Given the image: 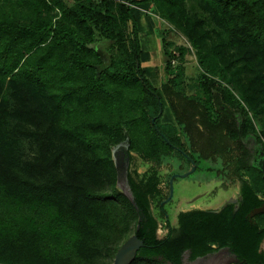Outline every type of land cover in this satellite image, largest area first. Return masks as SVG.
Returning <instances> with one entry per match:
<instances>
[{
    "label": "trees",
    "instance_id": "obj_1",
    "mask_svg": "<svg viewBox=\"0 0 264 264\" xmlns=\"http://www.w3.org/2000/svg\"><path fill=\"white\" fill-rule=\"evenodd\" d=\"M70 1L68 6L62 0H0V77L9 79L20 100L8 117L38 131L54 129L62 141L75 144L89 157L91 175L104 190L74 159L59 171L47 160L44 143L35 161L27 163L29 177H22L14 161L0 152V208L11 210L9 215L0 213V264H111L119 246L133 234L144 246L131 264H180L185 251L193 260L222 248L241 264H264V213L249 217L264 204V175L248 164L249 153L240 142L254 136L264 150V106L241 81V70L250 68L264 94V0H190L226 34L229 49L235 51L228 60L190 18L185 0H129L141 11L113 0ZM25 7L54 14L55 19L21 21L14 11ZM149 9L180 30L195 51L200 74L197 93L191 97L178 80L181 71L170 74L174 52L185 53L183 47L168 51L165 33L170 28L158 31L163 69L173 76L170 85L162 84L160 92L146 78L138 18L152 19ZM47 40V51L37 54L32 66L23 64L25 55ZM55 54L61 56L58 66ZM169 95L178 103L176 107L168 102L170 118L163 111V96ZM4 109L5 101L0 115ZM125 140L128 153H136L146 164L181 160L190 166L189 157L196 170L208 153H228L232 142L240 151L234 174L241 178L240 170L250 172L255 181L241 179L236 209L229 204L219 211H180L171 225L161 204L168 194L160 185L167 188L168 179L157 167L148 165L138 173L128 166L127 180L139 212L116 188L111 150ZM198 140L204 145L196 151ZM217 140L220 148H215ZM222 170L203 169L210 175ZM225 175L214 177L222 182ZM31 210L36 215L25 223L24 215ZM159 221L166 229L162 238L157 237ZM123 223L132 225V234L126 231L120 243H106L105 234Z\"/></svg>",
    "mask_w": 264,
    "mask_h": 264
},
{
    "label": "rangeland",
    "instance_id": "obj_2",
    "mask_svg": "<svg viewBox=\"0 0 264 264\" xmlns=\"http://www.w3.org/2000/svg\"><path fill=\"white\" fill-rule=\"evenodd\" d=\"M113 1L116 3H124V1L129 2V0ZM62 3L68 6L71 5L70 0H62ZM130 7L141 11V8L139 7ZM185 8L190 18H192L193 21L197 22L202 30L208 33L210 38V45L218 46V49L223 52V55L225 57L224 60L232 59L233 53L235 51L229 49L228 38L226 34L214 25L209 15L205 11L197 7L190 0H185ZM147 11V14H149L150 17L156 21V24L159 28L158 31L162 32L163 29H171L170 31H167L165 33V39L170 42V45H168V51L173 53V51L177 47H183L185 49V53L183 56H180L179 54H177V52H174L175 58L171 61L172 72L170 74L174 75L175 71L179 69L181 71L180 77L178 79L179 82L184 87L186 95L188 97L193 96L197 93L198 90V79L200 74V70L196 62L195 51L191 48L189 42L180 30L170 27V25L161 20L158 16H156V14L152 13V10L149 9ZM14 15L21 21L29 22L38 18L44 20L48 18H52V20L55 19L53 16L54 14H47L43 10L34 11L28 7L22 9L16 8L14 11ZM144 33L145 36L142 35ZM144 33H141V35H139L138 43L140 46V50L144 54H148L149 50L154 47L155 41L154 37H152V35L148 31H145ZM160 36L161 35L157 33V37L160 38L162 45V39ZM48 41L49 40L42 44L39 50H32L31 52L26 54L25 58H23L22 61L23 64L27 65L28 67L32 66L34 64V61H36L35 58L37 57V54L45 53L47 51L46 45ZM157 46L158 48L160 47L159 45ZM53 62L58 66L61 63V56L55 54ZM163 68L164 62L159 70L150 68L148 70L149 75L146 76L151 87L160 92L161 85L164 83L169 84L168 79L173 78L172 75H166ZM241 81L243 85H245L254 93L256 99L260 100L262 105L264 106V94L259 92L260 86L255 80V71L251 70L250 68H243L241 70ZM3 101H5V114L0 115V152L6 153L5 156L14 161V167L16 168V171H18L22 175V177H29L30 167L27 163L35 161V159L40 154L41 144L44 143L46 148L47 160L54 161L59 171L62 170L63 165H65L66 161L74 159L78 164V167L84 169L85 174L88 173L91 181L98 187V189L101 191L104 190V186L100 183V181L93 178L91 175L89 157L82 153V151L75 144L62 141L54 129L49 131H38L24 123L12 120L8 117L9 113L15 111L19 107L20 100L17 93L11 87L9 79L0 77V104ZM169 101L174 103L176 107H178V103L176 97L173 95H169V97L163 96L164 116L167 115L170 118V113L168 110ZM235 119L239 124L241 121L240 117L236 115ZM255 126L258 132H260V124L255 122ZM204 135H206V133H204ZM176 138L179 142H184L181 135H176ZM261 141L264 143V137H261ZM240 142L249 153L247 161L248 164H250L253 160L255 146L258 144V142L257 140L254 141L250 135L248 137H242ZM231 143V150L228 153L224 154L223 156L219 155L216 152H213L212 154L208 153L209 157L204 160V163L198 170L195 169L193 173L186 176L185 178H175L173 182V196L166 204V207L169 209L168 218L172 225L176 223V215L179 211H219L221 208L229 204H233L234 208L237 207L240 199V188L242 180L253 184L255 181V174L245 172L243 170L239 171V174H241V178H239L237 174H234L236 170V158L240 156V151L233 143ZM202 145H204L203 140H198L194 149L196 151H199V147ZM214 145H216L215 148H220V145L222 144L217 140V142L215 141ZM130 155L132 157L131 170L136 169L138 173H143L148 165H153L157 167V169L161 172L163 178L166 180H169V176L177 173H183L190 168V166L185 165L181 160H177L176 162L173 161L168 165L156 166L154 163L146 164L134 152H131ZM206 166L212 167L217 170H223L222 172H214L210 175L203 171ZM223 173L226 175L224 176V180L222 182L217 177H214L222 176ZM34 174L35 173H33V175ZM160 188L164 193H166L167 191L168 194V186L166 188L165 183H162L160 185ZM261 199H264V197H261ZM156 209L157 207L155 206L151 207V210L153 212H157ZM111 210L113 211V213L120 215V210H118L117 208L113 207L111 208ZM10 212L11 210L8 211L0 208L1 214L4 213L9 215ZM34 215H36L34 210L26 213L24 215L25 218L23 217L24 222L28 223L29 221H32ZM126 231H130L129 236L132 234L131 224L123 223V225L117 227V230L113 231L111 234H105L104 241H106V243H109L110 241L120 243L123 238L122 236ZM165 234L166 229L164 228V223L162 221H159L157 228V237L162 238L165 236ZM263 249L264 239L260 244V250Z\"/></svg>",
    "mask_w": 264,
    "mask_h": 264
},
{
    "label": "water",
    "instance_id": "obj_3",
    "mask_svg": "<svg viewBox=\"0 0 264 264\" xmlns=\"http://www.w3.org/2000/svg\"><path fill=\"white\" fill-rule=\"evenodd\" d=\"M161 112V109L159 113ZM249 136V135H248ZM246 136V137H248ZM254 141H256V138L254 136H251ZM128 143L125 140L124 142L118 144L117 146L113 147L111 150L112 153V159L116 171V188H118L121 193L131 202V204L134 206L136 211L139 212V209L137 205L134 202L133 195L131 193L128 180H127V170H128V159L130 154L128 153ZM188 161L190 162V168L183 172V173H177L170 176L168 180V195L167 198L161 203H167L173 196L174 193V187L173 182L175 178H185L186 176L190 175L195 170V164L193 161L188 157ZM250 165L253 168L258 169L262 172L264 175V150L262 148V145L258 143L255 146V153L253 156V160L250 163ZM264 212V204L252 212H250L249 217L252 218L253 216ZM139 226L137 225L136 229H138ZM142 240L138 239L135 234L131 235L127 240H125L117 249L115 256L112 260L111 264H131L136 256L137 251L143 247ZM218 251L227 252L229 253L230 250L228 248H222ZM159 260H162L160 258ZM233 262H237V258L234 256L231 259ZM200 261H196V264H198ZM163 264H172L169 261H164ZM240 264V263H239Z\"/></svg>",
    "mask_w": 264,
    "mask_h": 264
},
{
    "label": "crops",
    "instance_id": "obj_4",
    "mask_svg": "<svg viewBox=\"0 0 264 264\" xmlns=\"http://www.w3.org/2000/svg\"><path fill=\"white\" fill-rule=\"evenodd\" d=\"M138 21H139L140 27L143 30L141 33L148 31L152 35V37H154V41H155L154 47L150 49L149 53L146 54L145 57H143V59L141 60V67L146 70H149L150 68L154 70L156 69L159 70L164 62L161 40L159 37H157L159 28L156 24V21L154 19H149L146 15H140V17L138 18ZM141 33L139 35H141ZM142 35L145 36V33ZM157 45L160 46L159 47L160 49L158 48Z\"/></svg>",
    "mask_w": 264,
    "mask_h": 264
},
{
    "label": "flooded vegetation",
    "instance_id": "obj_5",
    "mask_svg": "<svg viewBox=\"0 0 264 264\" xmlns=\"http://www.w3.org/2000/svg\"><path fill=\"white\" fill-rule=\"evenodd\" d=\"M127 163H128L129 168L131 169L132 160H130V158L128 159ZM166 204L167 203H165V205ZM162 211L164 212V215L168 218L169 209L166 206H162ZM187 211H190V210H187ZM189 256H190V253L188 251H185L181 257L180 264H196V261H200L198 264H239V263L241 264L238 258L231 251L227 253V252H222V251L217 250L215 252L208 253L204 256L197 257L193 260H190ZM234 256L238 260L236 263L231 260Z\"/></svg>",
    "mask_w": 264,
    "mask_h": 264
},
{
    "label": "built area",
    "instance_id": "obj_6",
    "mask_svg": "<svg viewBox=\"0 0 264 264\" xmlns=\"http://www.w3.org/2000/svg\"><path fill=\"white\" fill-rule=\"evenodd\" d=\"M94 1H99V0H94ZM124 4L128 5V6H134V5H131L129 2L127 1H124Z\"/></svg>",
    "mask_w": 264,
    "mask_h": 264
}]
</instances>
